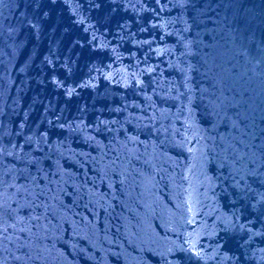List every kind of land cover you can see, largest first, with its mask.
<instances>
[{"label": "water", "instance_id": "obj_1", "mask_svg": "<svg viewBox=\"0 0 264 264\" xmlns=\"http://www.w3.org/2000/svg\"><path fill=\"white\" fill-rule=\"evenodd\" d=\"M262 144L264 0H0L3 264H264Z\"/></svg>", "mask_w": 264, "mask_h": 264}, {"label": "snow or ice", "instance_id": "obj_2", "mask_svg": "<svg viewBox=\"0 0 264 264\" xmlns=\"http://www.w3.org/2000/svg\"><path fill=\"white\" fill-rule=\"evenodd\" d=\"M70 94H71V91H69V95H70ZM260 147H261V148H264V144H262ZM190 151H192V149H190ZM261 158L264 159V153L261 154ZM240 159L242 160V159H244V157L242 156V157H240ZM5 211H6L5 205H4L3 203H0V217H2V215L5 213ZM17 222H19V223L22 224V221H17ZM12 226L15 227V224H13ZM4 231H6V229H2V228H0V238H3V237H2V233H3ZM19 231L23 232V231H24V228L21 227V228L19 229ZM17 239H19V237H17ZM197 255H198V253H197ZM14 259L19 260L20 257H19V256H16V257H14ZM0 264H3V261H0Z\"/></svg>", "mask_w": 264, "mask_h": 264}]
</instances>
